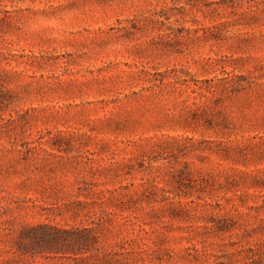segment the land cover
<instances>
[{"label":"rangeland","instance_id":"rangeland-1","mask_svg":"<svg viewBox=\"0 0 264 264\" xmlns=\"http://www.w3.org/2000/svg\"><path fill=\"white\" fill-rule=\"evenodd\" d=\"M0 264H264V5L0 0Z\"/></svg>","mask_w":264,"mask_h":264},{"label":"trees","instance_id":"trees-1","mask_svg":"<svg viewBox=\"0 0 264 264\" xmlns=\"http://www.w3.org/2000/svg\"><path fill=\"white\" fill-rule=\"evenodd\" d=\"M257 4H262V5H264V0H257ZM255 19H258V21L261 22V19H260L259 17H255ZM79 232H81V233H84V232L89 233L90 231L83 230V231H79ZM59 233H61V234H64V233H65V234H69V233L66 232V231H60ZM59 233H58V234H59ZM50 240L56 242V241H58L59 239H57V237H55V238H51Z\"/></svg>","mask_w":264,"mask_h":264}]
</instances>
